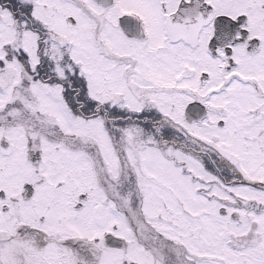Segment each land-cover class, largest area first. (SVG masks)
I'll use <instances>...</instances> for the list:
<instances>
[{
  "label": "snow or ice",
  "instance_id": "obj_1",
  "mask_svg": "<svg viewBox=\"0 0 264 264\" xmlns=\"http://www.w3.org/2000/svg\"><path fill=\"white\" fill-rule=\"evenodd\" d=\"M0 264H264V0H0Z\"/></svg>",
  "mask_w": 264,
  "mask_h": 264
}]
</instances>
